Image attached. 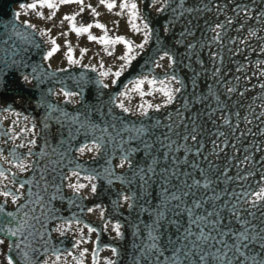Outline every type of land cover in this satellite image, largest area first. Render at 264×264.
I'll return each mask as SVG.
<instances>
[{
  "label": "bare ground",
  "instance_id": "6f19581e",
  "mask_svg": "<svg viewBox=\"0 0 264 264\" xmlns=\"http://www.w3.org/2000/svg\"><path fill=\"white\" fill-rule=\"evenodd\" d=\"M9 1L14 2L15 0ZM112 2L117 7L109 11L99 3V0H85V4H91L99 15L94 17L90 9L85 7L84 12L77 16L76 24L86 26L98 22L106 25L109 38L119 36L132 41L133 44H139L144 39L143 23H148L151 29L149 43L144 50L133 52L136 58L118 78L114 77L113 73L125 63L119 59L127 51L125 45L118 43L107 46L105 50L104 44L89 40L88 33L77 36L70 30L69 22L64 21L61 26L64 15H73L79 11L77 4L59 6L55 16L51 18L47 17L51 16L52 10L39 7L41 0H24L18 3L15 1L11 7V13L16 16L20 24L25 26L30 23L34 26L30 29L42 43L32 46L33 57L35 59L37 57L34 66L26 70L21 68L13 78L11 85H8L12 91L23 89L33 92L35 98H28L23 93L0 97V148L4 150L5 156L11 159L10 153L14 145L24 142L25 135L33 138L30 132L24 133V130L32 128L33 124L37 133L35 138L38 145H43L45 140L48 142L47 151L50 155L41 159L34 154L32 160L36 162V171L19 176L20 180L25 179V176L35 177L40 187L32 189L31 199L36 200L38 193L44 197V202L29 203L25 208L23 205L29 200V197L25 196L18 202L20 207L13 205L10 201L7 205V210L16 214V220L5 224V228L15 229L18 226L17 222L24 225L18 238L23 236L31 239L29 240L32 243L30 248L37 259L34 264H43L45 260L48 264H94V262L105 264L108 260H114L116 264H126L129 260V253L132 256L130 238L131 240L146 238L147 229L143 225L146 221L149 225L152 224L149 214L142 211L141 206L149 209L153 198L157 196L159 189L157 181L154 180L151 185L148 203L145 204L142 199H136L129 202L134 203L135 206L132 208L127 203L120 206L118 201L122 194L139 197L141 194L139 181L124 185L120 182L109 184L107 180L103 182L102 179H98L94 181L97 184L95 194L91 193L89 187H85L80 190L79 195H76L68 185L75 183L88 185V180L84 177L95 169L102 172L108 167L105 165V158L110 153L117 158L120 156L119 145L133 134L122 132L117 136V132H120L122 127L133 125L151 127L156 121L167 124L170 122L168 119L170 115L174 122L177 109H182L186 100L207 96L209 86H213L212 90L218 93L220 99L227 105L222 114L231 120L232 127L223 124L220 111H217L211 119L208 118L207 113L217 107L213 99L209 98L203 104L195 105L192 112L198 117V124L202 131L199 139L204 144L203 155L195 158L196 161H201L206 165L211 162L213 167L219 169L223 181L228 182V187L232 191L237 190L236 195L240 197L242 207H247L243 202L245 199L252 198L257 187L264 186L258 181L259 175L264 173V134H262L264 133V118H257L260 113L264 112V90L259 88V84L264 82V77L258 75L264 72V67L257 66V61L264 64V53L261 52V47L264 46V17L260 15L264 13V0H185L183 6L180 5L179 0H129L130 3L137 4L136 23L141 27L139 33L132 31L129 22L131 16L128 10H123L122 15L115 14L122 11L119 6L123 0H112ZM33 3L37 4L36 9L29 7ZM204 5H207V9H204ZM216 5H219V8ZM245 5L249 12L248 18L236 10L237 6ZM161 8L164 10L160 11ZM186 8L201 10L189 13L185 11ZM181 12L183 15L180 14ZM229 19L233 21L231 24L228 23ZM115 21L119 22L118 26L114 24ZM217 24L224 25L220 29L222 33L220 43L212 39L214 35L212 29ZM166 27L167 32L164 31ZM65 32L68 33L67 36L61 35ZM188 33H194V35ZM91 34L98 37L105 35L101 29L96 27L91 28ZM12 35L17 37L15 32H12ZM51 39L56 40L59 51L55 52L50 59H45L47 52L53 47L50 44ZM230 41H237V43L233 44ZM239 41L244 43H239ZM68 43L72 46L73 59L79 60L78 64H69L67 60ZM189 44H195L196 47L189 49ZM81 49H87V52L82 53ZM109 51L112 55H108ZM162 51H168L175 57L177 63L174 70L167 68V60L161 61L164 68L152 67L151 60ZM137 52L140 54L137 55ZM217 54L221 59H215ZM238 66L240 71H237ZM216 68L220 69V75L214 79L213 72ZM60 69L66 70L60 71ZM172 71L185 84V90L176 104L161 107L158 112L149 109L148 116L142 117L138 111L140 104L145 102L154 105L162 104L163 97L156 94L141 98L136 92L129 91L128 98L122 99L126 106L132 109L131 114L123 113L112 103V99L119 93L133 87V81L144 77L164 79L165 72L171 73ZM103 72H107L108 75L102 76ZM237 77L240 79L237 80ZM193 81L196 82L195 91H193ZM104 84L108 87L104 88ZM228 87H235L237 92L228 94L226 91ZM143 88L145 91L152 90L148 84H145ZM241 91L245 93L244 96L238 94ZM63 92H79L80 95L68 97L63 95ZM45 96L48 97L46 101L48 119L41 116V111L45 108L42 106L44 101L40 98ZM64 108L68 110V113L72 112L66 119H63L58 111L65 110ZM77 109H92L91 115L96 121V126L83 128L82 122L89 121L83 119L84 115L78 117L75 113ZM237 112L240 114L239 117L235 115ZM52 113L54 117L51 119ZM25 117L28 119L26 120ZM245 117H248L252 123H247ZM77 118L80 119L77 120ZM45 123L50 124L51 127L45 129ZM113 124L115 128L112 127ZM103 128H107L108 131H101ZM179 130L183 131V128ZM165 131L167 129L163 127L154 129L152 139L163 138L162 134ZM217 131L227 133L229 144L218 155L212 154V142L215 140L220 143L222 139L215 135ZM13 134L19 136V139H10ZM93 137H104L106 146L98 155L86 149L85 153L80 156L76 149L85 144L90 145ZM109 137H114V142H109ZM172 138L178 140L175 135ZM61 140L65 143L61 144ZM5 141L8 142L5 143ZM178 142L183 144L182 140ZM232 145L235 147L233 148ZM69 146L71 151L68 150ZM53 148L56 149L55 152L52 151ZM156 148L159 149L160 145ZM25 151L26 149H15L16 154ZM38 151L39 148L34 150V152ZM62 153L66 155H61ZM153 154L159 155L160 153L154 150ZM175 154H179L180 157L184 156L183 152L171 155ZM205 155L208 156V160L204 159ZM246 156L249 157L247 164L244 163ZM160 159L158 171L164 163L166 164L162 155ZM192 159L194 158L189 156V160ZM136 160L141 165L145 164V157L142 154L138 155ZM116 163L117 159H113L112 166ZM78 164L83 167L80 177L73 176L70 180H63L65 174L71 175V171ZM0 167L7 171L9 165L0 159ZM11 171L15 172L16 168L13 167ZM41 171L47 177L49 185H56L60 189L58 193H55L56 199L50 203L48 198L54 194L55 190L50 187L48 192L43 191L45 182L40 183ZM122 172L128 176L131 175L127 173V169H116V173ZM225 172L234 179L228 180L224 175ZM238 173L241 177L248 178L236 180ZM2 199L0 197V200ZM44 204H47V207H44ZM33 208L34 212L31 211ZM90 208L94 211H89ZM24 213L28 214L27 217ZM34 216L40 217V221L32 219ZM117 223L121 225L122 235L119 236L114 230ZM42 224L46 227H42ZM61 225H64L63 234L55 230ZM85 225L97 231L89 232ZM9 247L10 242L4 239L1 248L3 251H8ZM112 248L117 250L116 253L111 251ZM82 252L83 255H81ZM56 256L60 257L58 261Z\"/></svg>",
  "mask_w": 264,
  "mask_h": 264
},
{
  "label": "snow or ice",
  "instance_id": "6c2138e0",
  "mask_svg": "<svg viewBox=\"0 0 264 264\" xmlns=\"http://www.w3.org/2000/svg\"><path fill=\"white\" fill-rule=\"evenodd\" d=\"M185 0H179L181 6L184 5ZM77 4L79 6V11L73 15H64L61 20V26L64 21L69 22L70 30L75 32L77 36H80L84 33H88V39L95 41L106 46L123 44L125 45L127 51L124 55L120 56L119 59L125 63L120 67L118 71L113 73V76L118 78L121 73L131 64L132 60L136 57L133 55V52L136 50H144L145 46L149 43V36L151 29L148 23H143V33L144 39L139 44H133L132 41L125 39L124 37H114L109 38L107 36L108 28L106 25L101 23L80 25L76 24L77 16L81 15L85 7L90 9L94 17L98 16L96 9L91 6V4H85V0H41L39 7H46L50 10L51 18L55 16L56 10L61 5L68 4ZM101 5H104L109 11H112L117 5L112 2V0H99ZM32 9L37 8V4L33 3L29 5ZM120 9L116 15H122L123 10H128L131 16L129 21L131 24L132 31L139 33L141 27L136 23L137 20V4L129 0H123L120 4ZM219 8V5H216ZM204 9H207V5H204ZM163 11L164 9H159ZM201 9H192L186 8L185 11H200ZM237 12H242L245 18L249 17V12L247 11V6H237ZM172 11H176L172 9ZM183 15V12L180 13ZM261 17H264V13L260 14ZM255 18V17H253ZM233 21L228 20V23L231 24ZM118 21H115L114 24L118 26ZM27 28H33L34 26L30 23L25 25ZM96 27L101 29L104 32V36L98 37L91 34V28ZM224 25L217 24L212 32L214 33L212 39L215 42H222V29ZM165 32L168 31L166 27ZM46 34V33H45ZM189 35H194V33H188ZM61 35L67 36L68 33H61ZM253 35H255L253 33ZM235 44L237 41H230ZM239 43H244L239 41ZM50 44L53 45L51 51L47 52L45 59H50L53 54L59 51V45L55 39L50 40ZM206 46V45H204ZM189 49L195 48V44H189ZM82 53H86L87 49H81ZM261 52L264 53V46L261 47ZM140 52H137L139 55ZM108 55H112V52L109 51ZM67 60L69 64H78L79 60L73 59L72 55V46L70 43L67 44ZM215 59H221L219 54ZM167 60V68L173 69L177 63L175 57L172 53L168 51H162L157 57L151 60V65L153 68H164L165 66L161 64V61ZM202 64V61L200 62ZM257 66L264 67V64L257 61ZM66 69H60V71H65ZM240 67H237V71H240ZM102 76H107V72L101 73ZM220 75V69L216 68L213 72V78H217ZM260 77H264V72L258 74ZM27 79V77H25ZM240 77H237L239 80ZM148 84L151 87V91H145L143 86ZM104 88H107L108 85L104 84ZM259 88L264 90V82L259 84ZM196 89V82L193 81V91ZM213 86H209V91L207 96L193 97L190 100L184 102L182 109H177L176 119L173 122V118L169 116V123L162 124L160 121H156L153 126L143 125L141 127H132L124 126L121 128L120 132H117V136L121 135L122 132L133 133L129 135L126 140H124L119 145L120 156L117 158L114 154L110 153L109 156L105 158L106 167L102 172L98 169L93 170L91 174L86 175L84 178L88 180V185L75 183L69 184L68 187L74 190L76 195L80 194V190L89 187L91 193L95 194L97 192V184L94 182L98 179H106L109 184L114 181H119L120 183L131 184L134 181H139L140 196L133 197L131 195L122 194L118 203L120 206H123L124 203H127L130 208L134 207V203H129L136 199H142L145 204L148 203V195L151 191V185L157 177H160L161 183V199L159 206L153 205L155 212L149 213V218L152 219L151 225H145L147 229V238L150 241L145 245V252L143 254L145 260H151L152 264H264V186H259L254 190V195L252 198L245 199L244 204L247 207H242L240 203V197L233 193L232 199H226L228 196L227 190H222L217 193L213 184H218L219 180L213 181L207 176V172L212 170V164L209 163L208 169L201 168L196 162L195 158L203 155L204 144L200 141L199 137L202 134L201 126L198 124V117L192 112V109L197 104H203L205 100L211 98L216 102L217 107L212 109L207 113L209 119H211L217 111L221 112L220 119L223 121V124L228 127H232V122L230 119L223 116V110L227 105L220 99L218 93L214 92ZM185 90L184 81L181 80L175 73L165 72L164 79H158L157 77L142 79H137L133 81V87L129 90L119 93L118 96L112 99V103L115 107L119 108L125 114H131L132 109L126 106L122 98H128L129 91L136 92L141 98L144 96H154L159 94L163 97L162 104H152L145 102L138 106V111L142 117L148 116V110L160 111L161 107H169L176 104L178 98L181 96L182 92ZM228 94L236 93L237 89L235 87H228L226 89ZM240 96H244V92L238 93ZM63 95L72 97L80 95L79 92H63ZM187 113V115L185 114ZM239 117V113L235 114ZM257 118H264V112L260 113ZM27 120L28 117H25ZM247 123H252L248 117L244 118ZM51 125L48 123L44 124V128H50ZM97 127H99L97 125ZM115 128V124L112 125ZM165 128L167 131L163 132L161 137H156L152 139L154 129ZM238 127V125H237ZM183 128V131L179 129ZM103 132H107V128L101 129ZM31 133L33 138H28L25 135V141L15 144L14 149L10 153L11 159L9 156L4 155V150L0 148V159L3 160L5 164L9 165L7 171L0 167V197L3 199L0 200V245L4 244V239L2 237H16L21 234V228L24 225L19 224L13 229L11 227L5 228V224H10L16 220V214L7 210V205L9 201L13 205L20 207L19 201L24 199L25 196L29 197L28 203L24 204L23 207L27 208L28 204H41L44 202V197L40 194H36V200L31 199L32 189L40 187L39 182L35 179L34 176H25V179L20 180L19 176L21 174L33 173L36 171V162L32 160L34 154L38 155L41 159L50 154L47 151L48 142L45 140L43 145H38L37 139L35 138L37 133L35 125L33 124L32 128H26L24 133ZM264 134V133H262ZM175 135L178 137V140H182L183 144L179 143L177 139H173L172 136ZM215 135L218 138H222L220 143H217L215 140L213 143V152L212 154L218 155L220 152H223L226 147L229 146L227 141V133L223 131H217ZM10 139L16 140L19 139V136L13 134ZM114 137H109V142H114ZM99 141V142H97ZM8 141H5L7 143ZM61 144H64L65 141L61 140ZM127 145V147H125ZM160 145V148L157 149L156 146ZM104 137H93L92 143L90 145L85 144L82 147L76 149L77 153L82 156L87 149L89 152H93L98 155L105 147ZM234 148L235 146L232 145ZM39 148L38 152H34ZM15 149H26L25 152L16 154ZM69 151L71 147L69 146ZM154 150H156L159 155H154ZM56 151L55 148L52 150ZM183 152L184 156L181 159L179 156H171L172 153ZM143 155L145 157V164L141 165L136 157L138 155ZM61 155H66L62 153ZM163 156L164 161L167 162L169 159L172 160L171 167H165L160 169L158 166L161 163L160 156ZM189 156H192L194 159L189 160ZM117 159L115 166H112V160ZM205 160H208V156H204ZM249 157H245L244 163L247 164ZM191 167L195 170H198L201 179L193 178L191 183H188L187 179L181 180V177H192L191 172H185L181 170V166ZM15 167L16 171L12 172L11 169ZM127 169V173L131 175L128 176L126 173H116V169ZM83 170L81 165H77L75 169L71 171V175L65 174L62 178L63 180H70L71 177H80V172ZM225 177L228 180L234 179L233 177L228 176V173H224ZM248 177H241L239 173L235 177L236 180L247 179ZM40 181H45L43 184V191L48 192L49 188H54L55 192L52 196L48 198L50 203L52 200L56 199L55 193L60 191L59 187L56 185H49L47 183V177L44 175V172H40L39 176ZM176 180L177 184L173 185L172 181ZM260 184L264 185V173H261L258 177ZM176 188L178 190L173 191L172 189ZM203 188L206 192L211 190L213 195L207 196L206 198H196V191L193 189L199 190ZM182 189V190H181ZM186 198H191L186 199ZM175 202V203H173ZM172 205L171 208L169 205ZM44 207H47V204H44ZM141 210L148 212V209L141 206ZM35 211V209H31ZM89 211H94V209H89ZM27 217V213H24ZM43 215V213H42ZM103 215V212H101ZM36 221H40V217H32ZM46 227V225H41ZM89 232H96L97 229L89 227ZM139 227V226H137ZM121 225L117 223L114 226V230L117 235H122L120 232ZM64 225L56 228L57 232L63 234ZM43 238V237H41ZM87 242V241H84ZM79 243V242H78ZM16 248H19V244H15ZM111 251L116 253V249L112 248ZM166 253H168L166 255ZM84 253L82 252L81 255ZM71 255V253H69ZM60 259L59 256H56V260ZM8 264H14V261L11 257L8 259ZM43 264H48V261L45 260ZM95 264V262H94ZM105 264H116L114 260H108Z\"/></svg>",
  "mask_w": 264,
  "mask_h": 264
},
{
  "label": "rangeland",
  "instance_id": "374dc122",
  "mask_svg": "<svg viewBox=\"0 0 264 264\" xmlns=\"http://www.w3.org/2000/svg\"><path fill=\"white\" fill-rule=\"evenodd\" d=\"M40 99L44 101V105H42V106L45 108L43 111H41V116L42 117H45L46 119H48L46 117V115L48 113V111H46V101H48V97L45 96V97H41ZM64 109L65 110H58V111L62 114V118L63 119H66V118L70 117L69 114L72 113V112L68 113V110L66 108H64ZM91 112H93L92 109H86V110L77 109L75 111V113H76V115L78 117H80L81 115H84L83 116V119L84 118L85 119H88L89 122H85L86 121L85 120L84 121L85 123L82 122V125H81L85 129H87V128H94L96 126V121L93 119V117L91 115ZM53 115H54V113H52L51 119L54 117ZM78 119H80V118H77V120ZM64 133L67 134L66 132H64ZM171 156H179L180 157L179 154H175V155H171ZM180 158L182 159L183 158V155ZM196 162L199 164V166L201 168H204L206 170L209 167V165H206V164H204L201 161H196ZM171 166H172V160L169 159L166 162V164L164 163L162 165V167H160V169L165 168V167H171ZM181 170L182 171H185V172H191L192 173V177H181V180L187 179L188 180V183H191L192 179L195 178V179H201V182L203 183V180H202L201 175H200V173H199L198 170H195V169H193L191 167H185L183 165L181 166ZM117 174L119 175V173H117ZM207 176L210 179H212L213 181L219 180V183L218 184H213L212 187L215 188V190H216L217 193L221 192L222 190H227L228 196L225 197L226 199H232L233 198V193H235V194L237 193V190L236 191H232V189H230L228 187L229 186V184H227L228 182L226 183V182L223 181V177L221 176V173H220V170L219 169H217V168H215V167L212 166V170L210 172H207ZM102 181L103 182L104 181L106 182V179H102ZM156 181H157V184H158L157 187L159 189H158L157 194H156L157 196H155L153 198V201L151 202V205H150V207L148 209V212H147L148 214L149 213H152V212H155V208H153V205L159 206V204H160V199H161V183H160V177H157L156 178ZM116 182H119V181H114L111 184H114ZM172 184L173 185H176L177 184V181L176 180H173L172 181ZM124 185H130V184L124 183ZM172 190L173 191H176L178 189L173 188ZM193 191H196V198L197 199L206 198L207 196L213 195V192L211 190H208L206 192L203 188H200L199 190L193 189ZM189 199H191V198H189ZM173 203H175V202H173ZM171 206L172 205L170 204L169 207L171 208ZM145 225H149L148 224V221H146L143 226H145ZM141 232L143 233V231H141ZM141 232H139V233H141ZM148 242L149 241L147 240V236H146V238L140 239V240H135V239L131 240V238H130L129 243H130V245L132 247V251L130 250L132 252V256L129 253V260H127L126 264H152V261L151 260H145L144 259V256H143V254L145 252V245H147ZM167 254L168 253H166V255Z\"/></svg>",
  "mask_w": 264,
  "mask_h": 264
},
{
  "label": "flooded vegetation",
  "instance_id": "af4514ba",
  "mask_svg": "<svg viewBox=\"0 0 264 264\" xmlns=\"http://www.w3.org/2000/svg\"><path fill=\"white\" fill-rule=\"evenodd\" d=\"M5 18L0 17V57H22L23 49L18 37L12 38V32L7 30ZM7 32L10 34L8 35ZM27 237H21L13 243L11 251L6 257L0 245V264H8V259L11 257L14 264H34L35 256L29 253V241ZM19 244V248L15 247Z\"/></svg>",
  "mask_w": 264,
  "mask_h": 264
}]
</instances>
